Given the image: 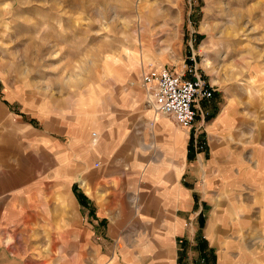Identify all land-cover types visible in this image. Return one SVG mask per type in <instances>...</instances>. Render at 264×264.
Returning a JSON list of instances; mask_svg holds the SVG:
<instances>
[{
  "label": "rangeland",
  "instance_id": "obj_1",
  "mask_svg": "<svg viewBox=\"0 0 264 264\" xmlns=\"http://www.w3.org/2000/svg\"><path fill=\"white\" fill-rule=\"evenodd\" d=\"M192 66L219 92L201 101V109L210 108L212 117L233 107L232 122L214 138V149L224 145L229 153L226 177L207 188L209 204L186 212L178 242V264H214L213 254L204 252L211 219L264 220V0H0V114L19 146L42 134L63 149L69 124L71 134L95 149L86 150L87 168L103 172L124 155L119 146L112 152L109 137L103 140L101 126L118 90L110 81L122 82L121 103L131 106L133 94L139 96L126 115L136 125L140 110L153 111L142 74L164 67L188 79ZM196 133L193 150L211 159L208 133ZM21 148L26 153L10 158L21 162L19 169L35 162L33 148ZM73 184L81 202L76 176ZM131 211L128 206L116 226H128ZM92 212L89 207L84 217L94 234L84 249L74 244L75 254H92L95 247L119 252L121 245L105 236L110 220L96 221ZM116 234L128 249V228ZM59 247L66 252L65 244Z\"/></svg>",
  "mask_w": 264,
  "mask_h": 264
},
{
  "label": "crops",
  "instance_id": "obj_2",
  "mask_svg": "<svg viewBox=\"0 0 264 264\" xmlns=\"http://www.w3.org/2000/svg\"><path fill=\"white\" fill-rule=\"evenodd\" d=\"M110 83L118 90L101 126L107 131L103 140L109 137L112 152L119 146L124 155L103 172L87 168L86 150L95 149L84 139L79 141V134H71L69 124V141L63 149L42 134L23 140L20 146L33 148L35 162L19 169L21 162H10V158L26 150L10 140L8 124L0 114V264H178L186 212L202 202L209 204L207 188L217 178L226 177L223 164H230L229 153L224 145L215 150L214 138L218 130L224 134L232 122L233 107L225 105L219 112L212 109L216 113L210 117V108L203 110L199 103L212 121L207 124L198 111L189 129L171 117L142 109L135 125L126 115L139 103V96L133 94L131 106L121 103L122 82ZM218 96L217 90L211 99ZM192 129L208 133L211 159L204 151L193 150L191 142L198 136ZM93 136L100 140V135ZM75 176L81 182V191H77L81 202L75 195ZM128 206L133 209L132 220L119 228L117 220L125 218L123 211ZM89 207L96 221L110 220L105 236L121 245L119 252L115 249L107 255L95 247L92 254H75L74 244L84 249L94 234L84 217ZM126 228L131 233L128 249L126 239L116 234H126ZM256 233L260 240L255 243L252 236ZM206 237L204 252L213 254L214 264H264V220L213 218ZM61 244L67 246L65 253L59 251Z\"/></svg>",
  "mask_w": 264,
  "mask_h": 264
},
{
  "label": "built area",
  "instance_id": "obj_3",
  "mask_svg": "<svg viewBox=\"0 0 264 264\" xmlns=\"http://www.w3.org/2000/svg\"><path fill=\"white\" fill-rule=\"evenodd\" d=\"M194 59V58H193ZM190 78L167 68L151 67L142 74L143 87L150 99L148 104L157 114L171 117L181 128L192 127L198 115L200 101L210 100L217 91L206 78L198 74L196 66L187 69Z\"/></svg>",
  "mask_w": 264,
  "mask_h": 264
},
{
  "label": "bare ground",
  "instance_id": "obj_4",
  "mask_svg": "<svg viewBox=\"0 0 264 264\" xmlns=\"http://www.w3.org/2000/svg\"><path fill=\"white\" fill-rule=\"evenodd\" d=\"M203 66L207 69V63H203ZM210 71V68H209ZM213 84H216V82L214 81Z\"/></svg>",
  "mask_w": 264,
  "mask_h": 264
},
{
  "label": "trees",
  "instance_id": "obj_5",
  "mask_svg": "<svg viewBox=\"0 0 264 264\" xmlns=\"http://www.w3.org/2000/svg\"><path fill=\"white\" fill-rule=\"evenodd\" d=\"M211 117V116H210ZM189 150H190V146H189ZM79 198H80V195H79Z\"/></svg>",
  "mask_w": 264,
  "mask_h": 264
}]
</instances>
